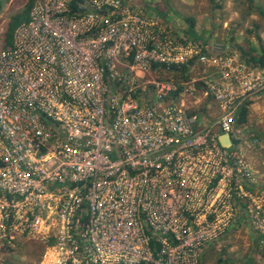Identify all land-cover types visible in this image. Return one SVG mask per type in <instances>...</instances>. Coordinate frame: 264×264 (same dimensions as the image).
<instances>
[{
    "label": "built area",
    "instance_id": "built-area-1",
    "mask_svg": "<svg viewBox=\"0 0 264 264\" xmlns=\"http://www.w3.org/2000/svg\"><path fill=\"white\" fill-rule=\"evenodd\" d=\"M30 1L11 44L0 24V264L31 243L36 264H201L241 224L264 234L254 169L212 133L238 140L264 68L132 0ZM195 61L214 122L174 98L192 86L144 79Z\"/></svg>",
    "mask_w": 264,
    "mask_h": 264
},
{
    "label": "rangeland",
    "instance_id": "rangeland-1",
    "mask_svg": "<svg viewBox=\"0 0 264 264\" xmlns=\"http://www.w3.org/2000/svg\"><path fill=\"white\" fill-rule=\"evenodd\" d=\"M26 2L27 0L4 2L0 11V24H8L15 14L24 9ZM151 2L159 3V7L167 11L168 16L162 22L143 8L148 17L158 21L160 30L167 28V31H174L179 36L186 37L182 31L179 32L177 26L182 24L181 26L186 28L183 16H193L196 19L195 29H198L196 34L203 44L231 45L241 56L243 55L241 47L251 54H260V46L264 43V40L260 39L261 31L264 30V17L260 9L264 11V0H253V2L251 0H151ZM169 17L170 21L174 20L176 27H169L170 21L167 19ZM187 38L195 39L189 35ZM209 69L207 64L195 61L183 69L153 68L144 79L170 80L176 84L187 83L192 86L186 95H177L174 98L179 101L183 99L190 111H197L205 119L214 122L219 111L214 98L206 94L205 81L208 80ZM263 95L264 93L256 100ZM247 116L244 123L237 125L239 138L235 146L245 155L255 171L257 179L256 184L252 186L253 190L261 192L264 190V117H251V110L248 111ZM42 250V246L34 243L23 245L19 256H25L26 259L17 258L14 264H36ZM249 258L264 264V234L258 233L252 223L251 226L244 223L208 248L201 258V264H241Z\"/></svg>",
    "mask_w": 264,
    "mask_h": 264
},
{
    "label": "trees",
    "instance_id": "trees-1",
    "mask_svg": "<svg viewBox=\"0 0 264 264\" xmlns=\"http://www.w3.org/2000/svg\"><path fill=\"white\" fill-rule=\"evenodd\" d=\"M8 0H0V11L2 10L3 7V3L6 2ZM251 2H253V0H251ZM31 8V2L27 3L24 7V9L15 14L11 21L9 22L8 25V30L6 33V41L7 44H11L12 43V38H13V31L14 29L24 20L27 19L28 17V13L29 10ZM260 13L264 16V11L262 9H260ZM184 20V23L187 25L186 28H183L182 26L178 27L179 30H181L185 35H189L194 37L195 39L199 40L198 35L196 34L195 31V25H196V19L193 16H183L182 18ZM261 39V38H260ZM261 41V40H260ZM242 53H243V57L246 59V61L248 62V64L255 66V67H260V68H264V47L261 45L259 52V55H255V54H251L250 52L244 50L242 47L240 48ZM248 56V58H246ZM157 65H154L153 68H156ZM247 113H248V107L243 106L240 109V113L237 119V122L239 124H242L246 121V117H247ZM241 264H259L258 262H256L253 258H249L246 261H243Z\"/></svg>",
    "mask_w": 264,
    "mask_h": 264
},
{
    "label": "crops",
    "instance_id": "crops-1",
    "mask_svg": "<svg viewBox=\"0 0 264 264\" xmlns=\"http://www.w3.org/2000/svg\"><path fill=\"white\" fill-rule=\"evenodd\" d=\"M133 3L144 7V9L148 10V13H150V15L156 16L158 19H161L162 22H163L164 18L166 19V17L168 16L167 11L165 12V10H162V8L159 7V3L154 4L151 2V0H133ZM167 19H169V21H170V17ZM169 24L175 25L174 20H171L169 22ZM254 24L257 25L256 23H254ZM180 26H177V27H180ZM174 27H176V26H174ZM197 30L198 29H195L196 33H197ZM260 38L262 41L264 40V30L261 31ZM262 46L264 47V43L262 44ZM249 104L251 105V107H250V109L248 107V111L251 110V117H264V95L258 100H256V99L251 100V102H249ZM247 115H248V113H247Z\"/></svg>",
    "mask_w": 264,
    "mask_h": 264
},
{
    "label": "water",
    "instance_id": "water-1",
    "mask_svg": "<svg viewBox=\"0 0 264 264\" xmlns=\"http://www.w3.org/2000/svg\"><path fill=\"white\" fill-rule=\"evenodd\" d=\"M212 133L217 135L218 140L220 142V144L226 148L232 147L233 145V138L231 137V135L229 133L226 132H221V128L219 125H215L212 128Z\"/></svg>",
    "mask_w": 264,
    "mask_h": 264
},
{
    "label": "clouds",
    "instance_id": "clouds-1",
    "mask_svg": "<svg viewBox=\"0 0 264 264\" xmlns=\"http://www.w3.org/2000/svg\"><path fill=\"white\" fill-rule=\"evenodd\" d=\"M29 2H31L30 0H27V2H26V4L27 3H29ZM25 4V5H26ZM8 25H9V23H8ZM239 123L237 122V125H238ZM223 133V132H222ZM233 138V137H232ZM237 143V139H233V145L232 146H235V144ZM206 253V252H205Z\"/></svg>",
    "mask_w": 264,
    "mask_h": 264
}]
</instances>
